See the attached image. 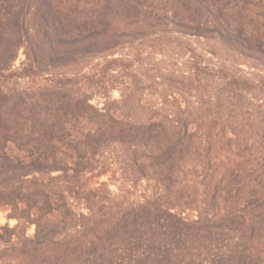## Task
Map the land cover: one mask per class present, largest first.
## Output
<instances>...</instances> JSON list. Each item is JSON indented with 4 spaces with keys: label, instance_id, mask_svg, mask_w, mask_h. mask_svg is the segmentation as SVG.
Wrapping results in <instances>:
<instances>
[{
    "label": "trees",
    "instance_id": "obj_1",
    "mask_svg": "<svg viewBox=\"0 0 264 264\" xmlns=\"http://www.w3.org/2000/svg\"><path fill=\"white\" fill-rule=\"evenodd\" d=\"M263 73L264 0H0V264H264Z\"/></svg>",
    "mask_w": 264,
    "mask_h": 264
},
{
    "label": "rangeland",
    "instance_id": "obj_2",
    "mask_svg": "<svg viewBox=\"0 0 264 264\" xmlns=\"http://www.w3.org/2000/svg\"><path fill=\"white\" fill-rule=\"evenodd\" d=\"M190 41V43H189ZM179 43H188L191 45L192 49H194L198 54H201L203 57L206 58L207 62L219 67H226V66H232L234 65L235 68H238L242 70L245 77H248L250 79L256 80L259 77L260 71L259 67L254 62H247L243 59L238 58H231V56L225 52L218 51L216 46L209 45L202 42H197L196 40H187L183 39L182 41H179ZM164 49V48H163ZM163 49H145L143 51L144 55L142 56L144 61L143 71L144 70H151L152 68H158L159 70L167 69V71H178L185 69V64L188 61V53L185 50L180 51V48H176L175 46L171 47H165V51H162ZM210 54H216L217 57H219V60H215L214 57ZM130 55L129 52H120L117 51L116 53L111 54V58H121L123 60L128 59L127 56ZM182 58V60H181ZM25 63V56L23 55V50H20L18 53V57L14 63V68L20 69L22 65ZM103 63V60H98V62L94 63L90 67V71L92 69H96V65H100ZM183 65V66H181ZM74 70H77V68ZM166 73V72H165ZM264 74V73H263ZM155 75V73H154ZM159 76V75H157ZM35 82V81H34ZM160 83H163L162 81ZM21 88H27V87H33L34 85L31 83V81L21 82L19 85ZM115 99H119V93L115 92L113 94ZM103 101H101L99 98H95L92 101V104L96 107L102 108ZM108 178H103L102 181H107ZM118 187V186H117ZM117 187L111 186V190L113 192H116ZM81 208V207H80ZM10 212H7L5 209L0 211V225L5 226L7 224L10 225V227H14L16 225L15 220H8ZM35 232V227H31L28 231V236H32Z\"/></svg>",
    "mask_w": 264,
    "mask_h": 264
}]
</instances>
